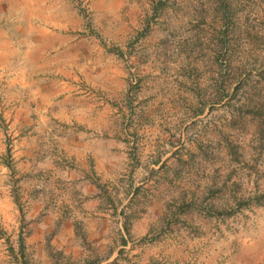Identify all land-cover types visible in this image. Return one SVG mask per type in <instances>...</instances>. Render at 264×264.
Returning <instances> with one entry per match:
<instances>
[{
    "label": "rangeland",
    "instance_id": "obj_1",
    "mask_svg": "<svg viewBox=\"0 0 264 264\" xmlns=\"http://www.w3.org/2000/svg\"><path fill=\"white\" fill-rule=\"evenodd\" d=\"M2 34L57 66L36 85L89 100L100 167L28 169L4 97L23 80L0 78V264L43 241L51 264H264V0H0ZM90 195L99 219L71 221ZM67 224L74 252L36 234Z\"/></svg>",
    "mask_w": 264,
    "mask_h": 264
},
{
    "label": "crops",
    "instance_id": "obj_2",
    "mask_svg": "<svg viewBox=\"0 0 264 264\" xmlns=\"http://www.w3.org/2000/svg\"><path fill=\"white\" fill-rule=\"evenodd\" d=\"M1 36L0 78L6 77L14 84L16 82L14 80L19 78L23 80L21 88L5 89V94L1 92L6 98L7 108L10 109L7 120L21 127H33L32 132L29 131L30 133L27 134L29 138L21 137L20 141L17 140L22 147L17 154L25 153L22 157L25 163L27 162V168L35 169L37 165L52 167L59 177L68 173L80 179L79 175L87 174L91 169L100 167V163H97V166H91L89 160L97 158L98 162L99 152L94 153L93 146L86 142L88 136H84L80 130V126L85 125L88 118L89 100L80 96L77 89H65V87L53 89L49 86L36 85L42 78L53 77L57 73V66L52 63L48 55H42L37 51L38 49L32 44L33 41L27 38L20 41L12 40L5 38L4 34ZM35 78L37 80H34ZM26 79L34 81L25 82ZM99 99L94 98L95 102L90 105L97 111H99ZM78 126V130L74 128ZM94 137H97L99 141V135H94ZM30 149H32V155H27ZM44 151H47V156L40 155L46 153ZM68 160L74 163L71 168L65 162ZM89 190L92 191L93 187H89ZM99 202V198L90 195L85 203H79L82 213L75 215L71 221L81 220L83 216L87 220L99 219V212H96ZM70 230V225L67 224L63 231L54 235L53 230H41L36 234L43 238L47 236L54 238L55 247L65 250V253H70L75 250L74 248L72 251L69 249L73 246L72 238L75 237V232ZM44 244L45 241L35 247L41 258L38 264H51L49 252L46 255Z\"/></svg>",
    "mask_w": 264,
    "mask_h": 264
},
{
    "label": "trees",
    "instance_id": "obj_3",
    "mask_svg": "<svg viewBox=\"0 0 264 264\" xmlns=\"http://www.w3.org/2000/svg\"><path fill=\"white\" fill-rule=\"evenodd\" d=\"M25 245L23 243V239L20 238V254L24 258L25 257Z\"/></svg>",
    "mask_w": 264,
    "mask_h": 264
}]
</instances>
